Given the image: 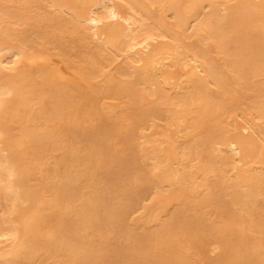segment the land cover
Masks as SVG:
<instances>
[{"label":"bare ground","instance_id":"bare-ground-1","mask_svg":"<svg viewBox=\"0 0 264 264\" xmlns=\"http://www.w3.org/2000/svg\"><path fill=\"white\" fill-rule=\"evenodd\" d=\"M0 264H264V0H0Z\"/></svg>","mask_w":264,"mask_h":264}]
</instances>
